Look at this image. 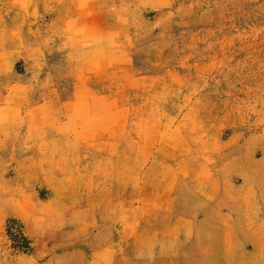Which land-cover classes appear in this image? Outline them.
Returning <instances> with one entry per match:
<instances>
[{"label": "rangeland", "instance_id": "obj_1", "mask_svg": "<svg viewBox=\"0 0 264 264\" xmlns=\"http://www.w3.org/2000/svg\"><path fill=\"white\" fill-rule=\"evenodd\" d=\"M0 264H264V0H0Z\"/></svg>", "mask_w": 264, "mask_h": 264}]
</instances>
